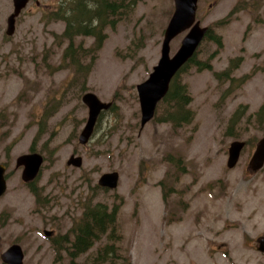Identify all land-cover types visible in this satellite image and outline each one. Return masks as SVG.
Segmentation results:
<instances>
[{
    "label": "rangeland",
    "instance_id": "rangeland-1",
    "mask_svg": "<svg viewBox=\"0 0 264 264\" xmlns=\"http://www.w3.org/2000/svg\"><path fill=\"white\" fill-rule=\"evenodd\" d=\"M63 1L30 0L9 36L14 1L0 0V163L8 165L0 264H7L1 255L13 243L23 247L24 264H72L50 238L69 233L91 196L110 204L123 199L118 248L130 264H264L257 242L264 237V167L247 168L264 135V117L257 116L264 105V0H199L202 25L223 44L204 37L197 54L212 67L190 65L181 72L193 115L178 127L159 121L162 110L142 127L137 89L161 58L175 0H136L130 14H120L104 30L87 79L71 57L64 58L65 22L50 18ZM188 31L172 40L171 55ZM94 44L93 36L75 39L82 65L91 62L87 50ZM232 61L238 63L231 74L236 82L224 72ZM88 91L113 107L82 144ZM235 140L248 145L229 168ZM29 152L45 158L35 180L39 199L22 178L23 166L17 167V158ZM72 155L82 158L80 167L68 164ZM111 171L120 173L119 185L104 190L99 178ZM46 229L55 235L46 237ZM103 242L77 264H87Z\"/></svg>",
    "mask_w": 264,
    "mask_h": 264
},
{
    "label": "trees",
    "instance_id": "trees-1",
    "mask_svg": "<svg viewBox=\"0 0 264 264\" xmlns=\"http://www.w3.org/2000/svg\"><path fill=\"white\" fill-rule=\"evenodd\" d=\"M66 4H64V2ZM70 1V2H69ZM64 0L59 9L50 15L51 19H61L65 22L66 27L63 36L68 39V46L65 50V57H71L77 68V72L84 75L87 79L91 69L94 67L97 53L102 48L106 35L104 30L107 27H114L118 22V16L124 14V17L132 11L136 5V0ZM73 5V6H72ZM220 23H223L221 21ZM213 29L209 30L206 37L212 39L216 44H223L222 38L216 36ZM78 36H93L95 44L87 50L92 55V60L88 66L82 65L79 49L75 46V39ZM83 47V46H81ZM173 77L170 88L166 96L160 101L158 110H162L163 116L159 118L161 122H171L175 127L188 123L192 118L190 104L192 95L188 84L182 83L180 74L190 65L197 66L199 70L210 69L212 66L210 60L203 61L198 57L197 52ZM238 63L231 62L229 68L224 71L227 79L232 82L235 78L231 76L232 71L237 68ZM220 76L221 74H217ZM251 74L245 75L240 81L246 80ZM113 107V106H112ZM111 107V109H112ZM104 113V112H103ZM101 114L100 118L102 117ZM238 113V111L236 112ZM257 116L262 120L264 117V105L258 110ZM99 118V120H100ZM31 191L38 197L42 195L35 180L28 182ZM35 185V186H34ZM96 189H102L94 186ZM104 190H107L104 188ZM123 204V199L116 200L110 204L104 201L95 202L93 197L87 198L84 202L82 214L75 218L74 226L69 233L61 236L59 242L55 245L57 252L61 253L64 249L68 251L72 264H77L76 258L86 253L97 242L104 241L93 253L87 264H114L118 258H124L126 264H130V258L123 256L118 248L121 241V232L119 224V212ZM116 258V259H115ZM89 261H91L89 263ZM86 264V263H85Z\"/></svg>",
    "mask_w": 264,
    "mask_h": 264
},
{
    "label": "water",
    "instance_id": "water-1",
    "mask_svg": "<svg viewBox=\"0 0 264 264\" xmlns=\"http://www.w3.org/2000/svg\"><path fill=\"white\" fill-rule=\"evenodd\" d=\"M14 11L8 18L7 34L13 35L16 30L17 18L30 0H13ZM198 0H175V11L164 33L161 58L149 77L137 85L141 106V126L150 122L156 114L160 101L169 91L171 81L176 73L195 54L202 40L209 31L208 26H202L196 20ZM189 30L182 40L180 48L171 55V42L182 32ZM82 101L88 107V118L79 136V142L87 144L92 138L98 119L104 110L112 107V102L103 101L96 93L86 92ZM246 146L245 140H235L230 144L228 167L233 168L240 159ZM44 157L40 153H27L17 158V167L23 166L22 178L25 182L36 179L40 174ZM69 165L80 167L82 158L72 155ZM264 167V135L257 143L248 168L258 171ZM120 173L118 171L106 172L99 178V185L108 189H116L119 185ZM8 187L7 166L0 164V198L6 193ZM259 250L264 251V237H260ZM7 264H23L25 254L20 244H12L1 255Z\"/></svg>",
    "mask_w": 264,
    "mask_h": 264
},
{
    "label": "flooded vegetation",
    "instance_id": "flooded-vegetation-1",
    "mask_svg": "<svg viewBox=\"0 0 264 264\" xmlns=\"http://www.w3.org/2000/svg\"><path fill=\"white\" fill-rule=\"evenodd\" d=\"M196 20H199L200 22H201V24H202V21H201V19L199 18V0H198V8H197V14H196ZM202 26H204V25H202ZM205 26H207V25H205ZM209 27V26H208ZM209 30H210V27H209ZM8 35V34H7ZM10 36V35H9ZM246 141V140H245ZM248 145V142L246 141V146ZM245 146V147H246ZM29 153H32V152H29ZM44 157V156H43ZM252 158V157H251ZM45 159V158H44ZM249 163H250V161H249ZM249 163H248V166H249ZM0 164H5V163H0ZM6 165V164H5ZM7 166V169H8V165H6ZM248 166H247V168H248ZM248 170L250 171V172H257V171H252V170H250L249 168H248ZM259 171V170H258ZM39 177V176H38ZM44 234H45V236L46 237H49V235L51 234L52 235V237L55 235V230L54 229H46V231L44 230ZM260 237H262V236H260ZM51 239V241H52V244H53V246L54 245H56L58 242H59V237L57 236V237H53V238H50ZM258 240H259V237L257 238V242H258ZM13 244H15V243H13ZM19 244V243H18ZM260 246V245H259ZM259 246H258V248H259ZM23 248V247H22ZM54 248H55V246H54ZM24 251V250H23ZM264 252V251H263ZM24 254H25V251H24ZM24 260H25V258H24ZM24 264V263H23Z\"/></svg>",
    "mask_w": 264,
    "mask_h": 264
},
{
    "label": "bare ground",
    "instance_id": "bare-ground-1",
    "mask_svg": "<svg viewBox=\"0 0 264 264\" xmlns=\"http://www.w3.org/2000/svg\"><path fill=\"white\" fill-rule=\"evenodd\" d=\"M106 189V188H105Z\"/></svg>",
    "mask_w": 264,
    "mask_h": 264
}]
</instances>
